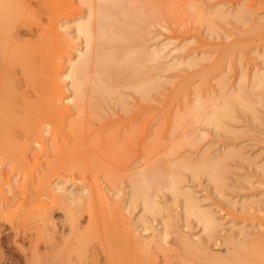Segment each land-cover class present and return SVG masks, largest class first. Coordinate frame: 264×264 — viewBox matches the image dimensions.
Segmentation results:
<instances>
[{
  "label": "rangeland",
  "instance_id": "obj_1",
  "mask_svg": "<svg viewBox=\"0 0 264 264\" xmlns=\"http://www.w3.org/2000/svg\"><path fill=\"white\" fill-rule=\"evenodd\" d=\"M75 3L77 8H67L59 21L63 25L59 32L69 40L68 51L73 56L71 46L82 49L83 45L82 37L74 31V23L85 9L80 0ZM122 9L126 12L123 18L128 24L134 23L131 26L136 27L138 37L135 34L132 42L108 43L106 47L124 46L127 53L142 55L150 52L158 41H169L164 51L167 56L161 58L162 66L158 65L157 71L149 70L155 62L142 63L145 65L142 69L157 74L161 83L150 91L148 99H142L128 85L138 75L127 73L123 83L115 84L119 93L114 96L116 100L104 94L106 98L99 99V104L84 105L82 111L70 106L68 124L63 126L70 142L64 135L56 137L48 132L45 137L48 152L33 144L29 168L33 169L35 180L26 190L22 186L24 177L5 161V177L11 185V191L5 193L8 204L0 199V261L5 264H22L24 253L30 254V242L32 246L35 242L43 253L62 251L64 257H59L64 264H83L75 251L67 255L63 250L76 245L71 237L72 221H76L79 230L88 226L90 194L86 184L88 191L95 184L103 188L111 205L119 207L125 220L134 223L133 228L146 226L148 229L140 231L143 237L157 231L165 234V240L161 241L163 248L155 245L147 248L151 261L147 259L144 264H201L186 255L180 235L197 239L210 252L223 257L232 246L230 237L244 242L264 230V83L261 86L252 83L256 72L264 78V0H123ZM256 25L257 30L253 29ZM25 37L34 38L29 34ZM189 57L195 60L193 67L172 63L173 58ZM68 61L66 53L63 66ZM205 76L208 84L203 83ZM188 78L187 87L184 83ZM67 82L68 79L60 80L64 93L71 91ZM237 82L243 92L233 96L230 93L237 90ZM32 85L24 86L30 95L34 93ZM220 91L230 93H222L228 95L223 98ZM198 93L202 100L212 97L214 101L211 100L210 106L205 103L202 108H195ZM236 98L251 109L242 107ZM224 101L230 107L231 117L224 118L222 128L198 117L202 109ZM186 111L191 113L186 115ZM73 120L79 124L70 127ZM202 156L220 160L213 169L214 178L203 170L194 173L183 167L185 157L197 162ZM149 170L157 176L149 191L155 192L161 204L160 215L143 211L139 200L130 201L131 176ZM174 173L181 176V185L194 193L202 208L216 216L219 225L212 233L204 231L195 217L185 213L182 197L160 189L162 182ZM39 181L47 191L38 187ZM57 186L66 188L65 192L54 188ZM70 189L76 195L74 198L67 197ZM21 200L31 208L30 218H24L17 208ZM5 205L11 206L5 210ZM13 210L17 213L10 217ZM45 220L49 221L48 228L43 226ZM93 225L97 232L87 245V263L122 264L108 222L98 219ZM54 243H61L62 247L57 249ZM21 244L28 249L22 250Z\"/></svg>",
  "mask_w": 264,
  "mask_h": 264
},
{
  "label": "bare ground",
  "instance_id": "obj_2",
  "mask_svg": "<svg viewBox=\"0 0 264 264\" xmlns=\"http://www.w3.org/2000/svg\"><path fill=\"white\" fill-rule=\"evenodd\" d=\"M80 1L85 6L84 15L80 14L77 17L74 23V31L76 35L82 37L83 45L82 49L77 46H71L75 51L73 56L68 51L69 40L59 32L60 27L63 26L59 21L62 17L60 15L67 8H77L75 0H0V199H5L7 201L6 204H8V197L5 193L11 191V185L9 184V178L5 177V161H8L11 167L24 177L22 186L26 190L28 185L35 180L34 171L29 168L31 163L29 153L33 144L39 146V150L44 153L48 152L45 142L46 133L48 132H51L56 137L59 134L64 135L70 142L71 139L67 136L68 132L63 130V126L68 124L66 119L71 112L70 106H73L77 111H82L84 105L99 104V99L106 98L104 94L112 95V100H116L114 96L116 94L119 95V93L115 88V84L123 83L127 73L138 75L128 85L142 99H148L149 93L157 89L161 83L159 76L157 74H149V70L157 71L160 68L158 65L162 66L159 62L161 58L167 56L164 51L170 42L167 40L158 41L152 46L150 52H143V54L141 53L142 55L133 51L127 53L124 46L106 47L108 43L124 45L134 40L136 30L134 25L131 26L134 23L129 21L128 24L123 18L126 15V12L122 9L123 0ZM238 18L240 17L238 16ZM257 28V25L253 26V29L257 30ZM235 31L241 34L238 28ZM27 34L34 38H26L25 35ZM138 49L140 50L141 48ZM66 53H68L69 61L65 67L63 66V57ZM146 60L155 62L148 71L142 69L145 66L142 63ZM194 61L190 57L183 60L173 58L172 63L174 66L184 64L188 67H193ZM137 64L139 67L135 69L134 65ZM130 67H133V70H129ZM261 75L258 72L254 74L252 83L255 86L263 85L264 78ZM240 77H243V75ZM61 79H68L67 84L69 83L71 88L70 93H64L60 83ZM189 80L190 78L185 83L182 81L181 84L183 85L184 83L187 86L190 82ZM207 82L208 79L205 76L203 83L206 84ZM31 83L34 87L33 95H30L32 94L29 92L30 90L27 89V93L26 89H24L29 84L31 86ZM237 84L239 83L237 82ZM241 92H243V88L239 84L237 90L231 93L220 91V95L226 98L228 95H224L225 93L240 96ZM73 97L79 99H73ZM194 100L195 108L201 107L205 103L210 106V103L214 101L212 97L202 100L199 97V93ZM237 101L245 109H251L247 104L241 102L242 100L238 99ZM222 104H213L209 108L205 106L207 109H202L198 117H202V121L210 123L215 128H222L224 118L229 117L231 113L226 101L222 102ZM189 111H192V109ZM188 112L186 111V115L191 113ZM75 124H79V121L73 120L69 123L70 127ZM186 157L188 158V156ZM186 157L183 160L185 161L183 167L190 169L194 173L203 170L214 178L213 169L220 164L219 159L211 161L206 156H202L197 162L192 161V163ZM141 171H138L139 173L132 175L130 178V201L139 200L143 211L158 215L162 209L160 207L161 204L158 202L155 192L150 193L149 191L151 184L156 182L157 176L150 170ZM167 178L162 184L159 183L161 184L160 189L163 187L162 189H167L172 195L182 197L185 213L195 217L204 231L212 233L219 225L216 216L210 210L202 208L194 193L181 185L182 178L179 174H170ZM42 183V181H39L38 187L42 191H47L48 189H45ZM85 187L89 188L87 184ZM54 188H61L64 192L66 190L62 186ZM87 189V193L90 194L87 209L89 215L88 226L84 230H79L78 226L75 225L76 221H72L70 226L71 237L76 245L67 247L63 251H66L67 255H69V252L75 251L80 260L83 261V264H89L86 259L88 256L87 245L96 237L97 232L93 223L97 222L98 219L100 221L103 219L108 222V227L112 230L116 239L122 264H144L147 259L150 262L151 255L147 248L153 245L157 248H163L161 241L165 240V234H162L161 231L154 233L152 230L153 233L149 237H143L140 231L147 227L143 225L139 228L138 225H135L133 228L134 223L130 224L125 220L124 213L119 207L111 205V201L103 188L95 184L90 187L89 191ZM75 196L73 189L68 190L67 197L74 198ZM87 197H89L88 194ZM24 199L26 200L27 198L24 197ZM25 200H21L20 207L17 208H19L24 218H30L32 211H30L31 208L28 207L27 200ZM10 206L5 205L3 207L7 210ZM41 206H44V204ZM17 208L15 209L17 210ZM16 210L11 211L9 216L15 217L16 214L14 212L17 213ZM70 218L73 219V216L71 215ZM262 219L264 222V216ZM48 223L49 221L46 220L43 222L44 228H48ZM13 240L16 242V239ZM196 240L189 239V236L180 235V244L188 253L186 255L198 259V263L264 264V230L260 235L250 237L244 242L236 241L234 237H230L228 241L232 246L223 257L214 254L212 251L210 252L200 241ZM64 242H66V239H64ZM163 242L165 243V241ZM60 244H55L57 249ZM19 246L24 247L23 244ZM37 246L35 242L33 246L30 242L28 248L31 255L29 254L28 256L24 253L22 264H55V261L61 259L62 255L60 253L62 251L52 250L53 252H50L49 250V253H43L39 250L40 247L38 246V249ZM1 247L0 242V249ZM28 248L24 247L21 249L26 250ZM139 248L143 250L141 251ZM188 258L190 259L191 257ZM0 259H2V256H0ZM63 261L60 260L58 264H62ZM0 264L5 263L0 261Z\"/></svg>",
  "mask_w": 264,
  "mask_h": 264
}]
</instances>
